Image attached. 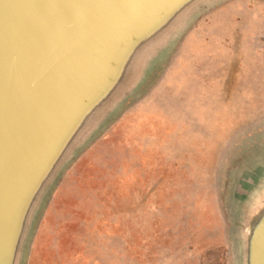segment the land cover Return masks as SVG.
<instances>
[{
	"label": "rangeland",
	"instance_id": "1",
	"mask_svg": "<svg viewBox=\"0 0 264 264\" xmlns=\"http://www.w3.org/2000/svg\"><path fill=\"white\" fill-rule=\"evenodd\" d=\"M263 149L264 0H223L67 166L23 264H234L236 178Z\"/></svg>",
	"mask_w": 264,
	"mask_h": 264
},
{
	"label": "water",
	"instance_id": "2",
	"mask_svg": "<svg viewBox=\"0 0 264 264\" xmlns=\"http://www.w3.org/2000/svg\"><path fill=\"white\" fill-rule=\"evenodd\" d=\"M223 0H0V264H23L62 173ZM234 264H264V149L231 203Z\"/></svg>",
	"mask_w": 264,
	"mask_h": 264
}]
</instances>
